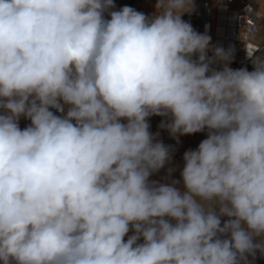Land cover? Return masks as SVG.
<instances>
[{
    "label": "clouds",
    "instance_id": "9594fccd",
    "mask_svg": "<svg viewBox=\"0 0 264 264\" xmlns=\"http://www.w3.org/2000/svg\"><path fill=\"white\" fill-rule=\"evenodd\" d=\"M154 7L0 0L2 264L264 256V53L233 69V50L182 18L195 0ZM245 12L251 39L264 0ZM153 116L173 138L207 132L180 180L150 179L173 153Z\"/></svg>",
    "mask_w": 264,
    "mask_h": 264
},
{
    "label": "crops",
    "instance_id": "0c3cea01",
    "mask_svg": "<svg viewBox=\"0 0 264 264\" xmlns=\"http://www.w3.org/2000/svg\"><path fill=\"white\" fill-rule=\"evenodd\" d=\"M247 2H250V0H234V6L239 7V6H241ZM154 12H155V7L152 9V11H150V14L152 15V14H154ZM203 13L204 12H203L202 4L199 3L196 6L195 11L192 14H190V15L188 14L185 18L184 17H182V18H184L185 21L190 22L191 25L193 26V28L196 31L200 32L199 27H201V25L204 21L203 20L204 19ZM225 23H227V25H226V28H224V29H226V30L231 29L233 32V35L232 36H224V37H222V39L224 38L223 41H225L227 43L229 41L231 44V49L234 48V50L236 51L235 54H233V60L239 61L240 58L246 52V50H248L249 48H252V47H249L250 45L254 46V49L255 48L257 49V51L253 55H260V54L264 53V29H262L260 32H258L254 38H251L249 41H246V39L244 38V35L241 31L235 32L233 30V28H232L233 19L231 16H229V17L227 16V21ZM222 24H224V22ZM262 24H264V21H262ZM234 37H236V42L231 41ZM247 47H249V48H247ZM226 50H227V48H226ZM241 67H246L249 71H251L253 69L251 59H250L248 65L238 64L233 69H237V68H241ZM53 111L55 112V110H53ZM56 114L59 115L58 113H56ZM165 119L166 118L159 117V116H153L149 119V123L152 126V133L153 134L158 133L159 135L157 136V139L162 141L165 145H169L173 148L171 162L169 164H166L164 169H161L158 173H156L150 177L151 180L159 181L161 183L170 182L171 179H177V180L181 179L180 171L182 170V167H183V154H184V153L181 154L180 152L177 153L178 151H176V148L173 145V141H172L168 131L166 129H162L159 127V125L161 124V121L165 120ZM19 124H20L21 128H24L27 126V124H25L21 120L19 121ZM182 152H183V150H182ZM169 168L175 169V171L172 172L171 177L168 176V169ZM129 235H131V233H129ZM249 259L251 260V257H249ZM252 264H255V263L252 261Z\"/></svg>",
    "mask_w": 264,
    "mask_h": 264
},
{
    "label": "built area",
    "instance_id": "2783aa9c",
    "mask_svg": "<svg viewBox=\"0 0 264 264\" xmlns=\"http://www.w3.org/2000/svg\"><path fill=\"white\" fill-rule=\"evenodd\" d=\"M114 3L116 5V10L119 8L127 5L130 7H133L134 9L141 11L145 13L146 15L150 14L149 4L150 0H114ZM202 4L203 7V16L204 21L200 28V33H207L209 36H211L212 39V31L213 26L216 27H223L226 28L227 23L221 24L220 15H229L232 16L233 23L232 28L235 32H242L244 35V38L246 41H249V35L247 30V25L252 24V20L245 17L247 13L245 12V8L247 5H249L250 2L244 3L243 5L239 7L234 6V0H195V8L198 4ZM253 7H256L255 4L252 5ZM188 14L184 15L185 18ZM245 17V20L243 19ZM183 18V19H184ZM262 23V21H261ZM231 41L236 42V37H234ZM233 44V43H232ZM224 48V47H223ZM226 50V48H224ZM233 53L235 54L234 48H232ZM257 51V49H253L252 52L249 54V50H246L245 54L240 58L239 61L233 60L230 63V67L234 68L236 65H248L249 61L252 57V55ZM60 115V113H58ZM25 124H29L30 121L21 118L20 119Z\"/></svg>",
    "mask_w": 264,
    "mask_h": 264
},
{
    "label": "bare ground",
    "instance_id": "6f19581e",
    "mask_svg": "<svg viewBox=\"0 0 264 264\" xmlns=\"http://www.w3.org/2000/svg\"><path fill=\"white\" fill-rule=\"evenodd\" d=\"M227 16L229 17V15H227ZM227 16L226 15H220V20L222 21V23L225 21V19L227 18ZM226 21H227V19H226ZM232 35H233V32H232L231 29H227L226 30V29H224L222 27H218L216 29V27H214L213 34H212V39H211V43L214 46H222L224 48L229 49V48H231L230 42L228 41V43H227V42L223 41L224 38L222 39V37H224V36H232ZM249 47H252V48H249ZM249 47H247V48H249L248 49L249 50L248 53L250 54L252 52V50L254 49V46L250 45ZM210 54L211 53H209V55ZM212 67H214V68H216L218 70H221L222 67H223V64L222 63H217V64H214ZM150 132H152V126H151V124H150ZM194 136H195V134H192V135H184V136H179L178 139H177V138H173L170 135V137H171V139L173 141V145L175 146L176 151H178V152L179 151H182L181 149L184 148V143H185L186 139H188V138L191 139ZM253 262L255 264H264V256L257 255L256 259ZM0 264H2V262H0Z\"/></svg>",
    "mask_w": 264,
    "mask_h": 264
},
{
    "label": "rangeland",
    "instance_id": "374dc122",
    "mask_svg": "<svg viewBox=\"0 0 264 264\" xmlns=\"http://www.w3.org/2000/svg\"><path fill=\"white\" fill-rule=\"evenodd\" d=\"M155 6V0H150V4H149V9L150 11H152V9ZM213 30H214V26H213ZM213 34V31H212ZM207 136V132H201V133H196L195 136L191 139H186L185 143H184V148H182V151H179L181 154H183L185 151L189 150V149H196L197 146L199 145V143L205 139ZM177 152V153H179ZM177 158V157H176ZM178 159V158H177ZM259 255V254H258Z\"/></svg>",
    "mask_w": 264,
    "mask_h": 264
}]
</instances>
